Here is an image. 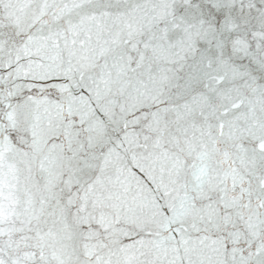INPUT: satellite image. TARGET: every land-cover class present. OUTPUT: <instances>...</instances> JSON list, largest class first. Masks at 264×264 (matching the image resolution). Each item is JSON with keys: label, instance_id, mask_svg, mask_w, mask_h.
<instances>
[{"label": "snow or ice", "instance_id": "obj_1", "mask_svg": "<svg viewBox=\"0 0 264 264\" xmlns=\"http://www.w3.org/2000/svg\"><path fill=\"white\" fill-rule=\"evenodd\" d=\"M0 264H264V0H0Z\"/></svg>", "mask_w": 264, "mask_h": 264}]
</instances>
